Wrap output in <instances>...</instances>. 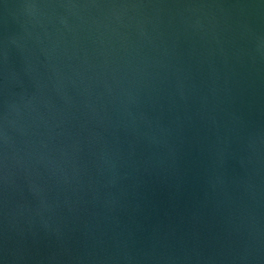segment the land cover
<instances>
[{
  "label": "water",
  "instance_id": "obj_1",
  "mask_svg": "<svg viewBox=\"0 0 264 264\" xmlns=\"http://www.w3.org/2000/svg\"><path fill=\"white\" fill-rule=\"evenodd\" d=\"M0 264H264V0H0Z\"/></svg>",
  "mask_w": 264,
  "mask_h": 264
}]
</instances>
